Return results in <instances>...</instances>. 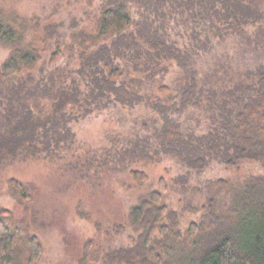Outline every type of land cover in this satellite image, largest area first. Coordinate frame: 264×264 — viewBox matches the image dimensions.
<instances>
[{
    "label": "trees",
    "instance_id": "trees-1",
    "mask_svg": "<svg viewBox=\"0 0 264 264\" xmlns=\"http://www.w3.org/2000/svg\"><path fill=\"white\" fill-rule=\"evenodd\" d=\"M102 5L94 28L73 31L71 43H65L67 33L57 25L44 28L55 40L47 63L32 38L42 28L40 21L20 16L11 20L0 6V48L8 51L0 62V168L14 161L52 158L68 148L69 138L74 142L71 123L113 103H141L155 76L170 71L167 62L187 72L191 54H183L180 42L171 39L172 25L186 27L184 38L192 29L200 50L209 48L218 34L251 27L264 49V0H103ZM132 6L149 13H141L143 19L137 22ZM197 20L205 25L203 39L189 25ZM64 44L81 50L77 68L63 66ZM250 77L253 83L245 86L249 92L239 94L244 86L238 85L225 93L208 134L185 139L181 125L165 115L155 149L138 140L114 157L158 162L170 157L197 172L214 162L234 168L249 160L258 163L261 172L205 180L202 214L186 230L180 227L179 211L167 203L168 183L160 178L156 188L129 207L131 243L103 248L90 239L80 264H264V64ZM196 87L191 77L183 89L181 112L195 104ZM160 91L168 94L170 89L162 85ZM131 175L139 185L148 180L139 170ZM189 175L182 177L184 182ZM8 189L25 216L15 220L11 209L0 207V264H39L44 247L30 233L28 222L32 192L16 178L8 180ZM113 230L120 234L126 226Z\"/></svg>",
    "mask_w": 264,
    "mask_h": 264
},
{
    "label": "rangeland",
    "instance_id": "rangeland-1",
    "mask_svg": "<svg viewBox=\"0 0 264 264\" xmlns=\"http://www.w3.org/2000/svg\"><path fill=\"white\" fill-rule=\"evenodd\" d=\"M102 4L103 0H0L11 20L20 16L40 21L42 28L32 38L45 63L51 58L55 40L45 35L44 28L57 25L60 32L67 33L65 43H71L73 31L94 28ZM132 7L137 22L143 19L141 13H149L145 8L138 11ZM189 25L198 33L205 26L201 20ZM171 27V39L180 42L183 54H191L187 72L174 62H167L170 71L155 76L156 83L146 89L141 103L132 107L113 103L71 123L74 142L70 143L69 138L68 148L58 150L52 158L14 161L0 168V207L11 209L15 220L25 213L11 197L8 180L16 178L32 192L28 222L30 233L36 234L44 247L39 264H80L85 243L90 239L103 248L129 245L133 236L127 225L129 207L141 194L156 188L162 177L169 187L166 201L179 211L180 227L186 230L202 214L205 180L243 178L261 172L260 165L249 160L240 161L234 168L214 162L197 172L187 170L170 157L163 162L147 157L133 161L130 156L114 157L122 153L123 146L127 148L138 140L144 147L155 149L165 115L181 125L185 139L208 134L219 107L227 99L225 93L236 90L238 85L244 86L239 94L249 92L246 87L253 83L250 72L264 64V49L257 45L251 27L241 32L228 30L225 36L218 34L206 50L196 48L199 45L193 41L192 29L184 38V25ZM200 37L203 39L204 35L200 33ZM69 47L63 46L62 64L74 69L79 66L81 50L75 45L74 50ZM7 54L6 49L0 48V62ZM191 77L197 85L195 104L181 112L183 89ZM162 85L170 89L168 94L160 91ZM161 108L166 109L165 114ZM132 170L146 173L147 182L139 185ZM188 172L184 182L182 177ZM119 225L126 226V230L114 234L113 228Z\"/></svg>",
    "mask_w": 264,
    "mask_h": 264
}]
</instances>
